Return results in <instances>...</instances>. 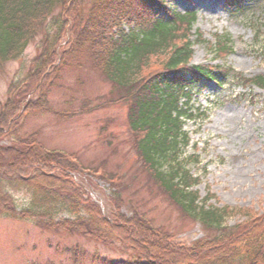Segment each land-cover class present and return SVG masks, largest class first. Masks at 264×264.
<instances>
[{
    "label": "trees",
    "instance_id": "16d2710c",
    "mask_svg": "<svg viewBox=\"0 0 264 264\" xmlns=\"http://www.w3.org/2000/svg\"><path fill=\"white\" fill-rule=\"evenodd\" d=\"M167 1L0 0V69L21 56L53 15L55 25L24 78L9 86L0 105V217L31 219L46 230L119 245L141 259L126 264H264V211L246 213L243 221L228 225L227 218L240 209L210 205L207 196L199 199L189 190L197 178L179 160L181 146L189 142L183 120L197 110L190 104L192 86L229 79L264 89V77L242 79L219 64H190L194 41H201L199 32L192 33L196 11L170 9ZM224 1L238 7L248 0ZM216 36L214 49L224 53L228 38ZM83 54L116 89L106 103L128 102L132 147L143 168L205 235L184 244L135 210L127 214L115 205L110 215L104 214L77 180L91 169L74 153L45 147L35 132L24 137L15 132L24 113L48 109L58 70L67 58ZM6 138L10 142L3 144ZM99 175L109 183L116 179L104 171ZM15 191L28 196L27 206L17 207Z\"/></svg>",
    "mask_w": 264,
    "mask_h": 264
},
{
    "label": "rangeland",
    "instance_id": "374dc122",
    "mask_svg": "<svg viewBox=\"0 0 264 264\" xmlns=\"http://www.w3.org/2000/svg\"><path fill=\"white\" fill-rule=\"evenodd\" d=\"M243 4L234 7L224 0L167 1L170 9L196 11L192 33L199 32L201 41H194L190 64H219L241 74L242 79L264 77V0ZM53 16L21 56L0 69V105L8 97L9 86L24 78L31 60L41 52L46 33L55 27ZM216 35L228 38L229 49L224 53L214 49ZM194 37L192 34L191 39ZM115 92L85 54L67 58L50 87L48 109L24 113L16 122L15 132L22 137L35 132L45 147L74 153L83 167L91 169L89 176H77V180L104 214L110 215L115 205L127 214L135 210L173 240L189 244L206 232L169 200L141 165L127 124L128 102L106 103ZM190 92V104L197 110L183 120L189 142L179 153L185 169L198 181L189 190H195L199 199L209 197L210 205L240 209L227 218L228 225L240 223L246 213H262L264 89L225 79L202 81ZM35 97L33 94L29 99ZM9 142L10 138L2 141ZM95 169L98 173H93ZM101 171L116 175V179L105 181ZM12 194L18 208L27 206L25 193ZM136 260L141 261L119 245H104L78 233L46 230L31 219L0 217V264H126Z\"/></svg>",
    "mask_w": 264,
    "mask_h": 264
}]
</instances>
